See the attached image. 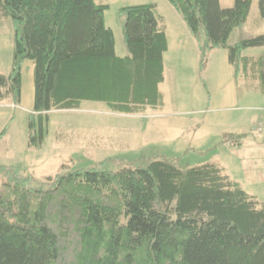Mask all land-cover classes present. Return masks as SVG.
I'll return each mask as SVG.
<instances>
[{
  "label": "trees",
  "instance_id": "trees-1",
  "mask_svg": "<svg viewBox=\"0 0 264 264\" xmlns=\"http://www.w3.org/2000/svg\"><path fill=\"white\" fill-rule=\"evenodd\" d=\"M166 1L198 43L200 71L212 50L224 48L235 77L264 93V54L244 53L264 47V34L228 43L252 0L228 8L219 0ZM257 2L264 19V0ZM107 8L94 0H0V19L15 24L14 66L0 73V101L19 99L21 64L33 62L29 144L36 133L42 142L49 111L83 101L123 114L163 108L167 39L156 4L120 9L125 56L104 23ZM9 173L0 165V264H264V204L218 163L148 159L47 176V188Z\"/></svg>",
  "mask_w": 264,
  "mask_h": 264
},
{
  "label": "rangeland",
  "instance_id": "rangeland-1",
  "mask_svg": "<svg viewBox=\"0 0 264 264\" xmlns=\"http://www.w3.org/2000/svg\"><path fill=\"white\" fill-rule=\"evenodd\" d=\"M94 1L108 4L103 19L105 25L114 30L118 54L125 50L120 9L159 3V12L166 15L169 23L171 44L166 54L169 80L162 86L165 106L162 111L133 116L135 126L128 130L130 125L124 117L106 119L103 109L108 106L105 103L83 101L78 109L49 111L48 121L43 123L42 142H38L36 133V144H29L27 122L33 112V62L25 59L20 69L19 99L9 96L0 101V133L5 131L0 137V165L10 170L9 176L24 179L28 187L47 188V176L90 169L116 171L124 166H142L148 159L169 158L181 167L215 162L248 194L264 204V166L256 163L258 151L244 149L242 143L233 144L235 139L244 137L237 133L248 131L256 116L264 113V93L258 83L249 87L243 78L234 80L224 48L211 51L206 69L200 71L197 43L194 39L185 40L167 12L172 10L167 1ZM233 2L219 0L222 8L231 7ZM263 20L257 0H252L248 20L233 30L228 43L264 34ZM14 37V21L10 17L1 18L0 73L5 76L11 74L14 66ZM200 38L205 39L203 29ZM244 53L264 54V47L247 49ZM35 120L38 129L37 116ZM97 126L105 129L96 130ZM144 126L148 128L146 131H143ZM133 131L136 135L131 147L116 149L101 143L116 135L121 139L129 137ZM103 132L105 137L101 138ZM134 157L138 158L133 160Z\"/></svg>",
  "mask_w": 264,
  "mask_h": 264
},
{
  "label": "crops",
  "instance_id": "crops-1",
  "mask_svg": "<svg viewBox=\"0 0 264 264\" xmlns=\"http://www.w3.org/2000/svg\"><path fill=\"white\" fill-rule=\"evenodd\" d=\"M100 3L101 4H106L104 1H101ZM100 3H98V4H100ZM155 4H156V15H157V18H158V21H159V25L164 28L165 34H166V39H167V50L164 53V57H163V61H164V80L160 84V90H161V92L163 94L164 106H165V94L162 91V86H165L166 83L169 80V75H168L167 65H166V54L168 53V51L170 50V47H171V44H170V34H169L170 29H169V23L167 21L166 15H164V14H162V13L159 12V6H160L159 3L157 2ZM106 5L108 6V4H106ZM175 11L176 10L173 7H172V10H169V9L167 10V12L169 13V15L172 17V19L178 25L179 30L182 33V35L185 38V40L186 41H193L192 39H194V38L191 35L188 27L186 26V24L183 21L182 17L177 12H175ZM263 25H264V20H263ZM107 27H110V26H107ZM110 28L112 29V27H110ZM112 31L114 32L113 29H112ZM197 48H198V43H197ZM214 50H212V51H214ZM115 52H116V54L118 56H125L126 53H127L126 47H125V50L123 51V53L118 54L117 51H116V44H115ZM232 76L234 77V80H236V81H238L241 78H243V77H240V76L239 77H235L234 72H233V68H232ZM164 106H163V108H164ZM162 109H161V111H162ZM260 109H261V107H260ZM262 110H264V108H262ZM158 111H160V110H158ZM149 112L150 111H147V112L143 113L142 115H145L146 113H149ZM103 114H104V116H106V119H113L114 117H124L128 121L127 125H130L129 127L126 128L128 130L130 129V127L132 128L133 126H135L134 122H136V121L135 120H132L133 119L132 117L135 116V115H141V114H123V113L113 112L111 110H108V108L107 109H103ZM110 116H111V118H110ZM129 117H131V118H129ZM129 120H130V122H129ZM253 122H254L253 125L250 127V129L248 131H245V130L244 131H241L240 130L237 133L238 135H243L244 137L241 138V139L234 140L233 144L238 145V144H241L242 143L244 145V149H249V150H252V151H258V153L256 155V163L257 164H261V165L264 166V131L263 132H257V131H255V125L258 122H261L262 124H264V113H262V112L259 113L256 116L255 121H253ZM139 128H141V127H139ZM98 129H105V128H103L102 126L101 127L100 126H97L96 127V130H98ZM147 129L148 128L146 126L143 127V131H146ZM140 131H142V129ZM100 135H102L101 138H104L105 137L104 132L101 133ZM135 135L136 134H135L134 131L130 134L129 137H126V138H123V139L119 138L116 135L114 138H112L110 140L106 139V141L101 142V143H102V145H106V146L111 145V147H114L116 149L117 148H120L121 146H123V147L130 146L131 147L133 145V142H134V141H132V138ZM134 156H136V155H134ZM136 158H138V157H134L133 160L136 159Z\"/></svg>",
  "mask_w": 264,
  "mask_h": 264
},
{
  "label": "built area",
  "instance_id": "built-area-1",
  "mask_svg": "<svg viewBox=\"0 0 264 264\" xmlns=\"http://www.w3.org/2000/svg\"><path fill=\"white\" fill-rule=\"evenodd\" d=\"M255 131H257V132H263L264 131V124H262L261 122H258L255 125Z\"/></svg>",
  "mask_w": 264,
  "mask_h": 264
}]
</instances>
